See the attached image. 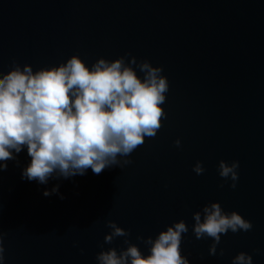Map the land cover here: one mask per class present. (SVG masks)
I'll list each match as a JSON object with an SVG mask.
<instances>
[{
	"label": "water",
	"instance_id": "95a60500",
	"mask_svg": "<svg viewBox=\"0 0 264 264\" xmlns=\"http://www.w3.org/2000/svg\"><path fill=\"white\" fill-rule=\"evenodd\" d=\"M129 52L169 80L163 126L123 169L40 185L21 179L26 151L19 166L10 161L0 172L6 264H97L102 250L126 247L123 237L104 242L108 220L147 256L136 237L155 238L181 219L191 264H231L240 252L264 264V0H0V72L13 59L35 71L74 54L91 65ZM221 160L239 161L235 189L230 180L220 187ZM57 183L64 199L45 197ZM212 202L253 224L222 234L215 256L212 238L192 233L193 213Z\"/></svg>",
	"mask_w": 264,
	"mask_h": 264
},
{
	"label": "clouds",
	"instance_id": "9594fccd",
	"mask_svg": "<svg viewBox=\"0 0 264 264\" xmlns=\"http://www.w3.org/2000/svg\"><path fill=\"white\" fill-rule=\"evenodd\" d=\"M163 71L162 66L154 67L147 59L138 61L130 52L115 60L101 57L91 65L74 54L59 65L35 71L30 64L13 59L9 71L0 72V172L7 171L10 161L19 166L18 155L23 151L30 160L21 170V179L40 185L83 176L88 169L100 174L132 164L131 154L146 137H155L167 119L162 105L170 84ZM174 143L182 147L180 139ZM239 166L235 160L219 162L217 171L224 181L220 187L229 180L232 189L237 187ZM192 170L197 175L205 172L201 161ZM59 188L57 183L43 195L64 199ZM193 219L196 239L212 238V256L222 234L253 228L251 221L236 211L226 212L219 202L205 205L193 213ZM106 226L110 231L104 242L123 237L126 247L102 250L97 264H191L181 251L183 234L189 232L182 219L155 238L136 237L147 246V256L131 242L129 231L112 220ZM6 236L0 232V264H6ZM219 255H224L223 249ZM231 264H253V257L240 252Z\"/></svg>",
	"mask_w": 264,
	"mask_h": 264
}]
</instances>
